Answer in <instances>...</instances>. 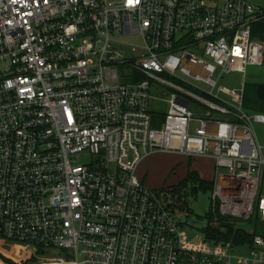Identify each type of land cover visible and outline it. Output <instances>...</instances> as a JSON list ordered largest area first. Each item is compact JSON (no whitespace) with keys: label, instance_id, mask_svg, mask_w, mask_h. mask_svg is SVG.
Returning <instances> with one entry per match:
<instances>
[{"label":"built area","instance_id":"built-area-1","mask_svg":"<svg viewBox=\"0 0 264 264\" xmlns=\"http://www.w3.org/2000/svg\"><path fill=\"white\" fill-rule=\"evenodd\" d=\"M261 23L247 0H0V240L57 254L41 264H264L260 236L184 247L187 212L138 175L159 151L213 157L214 210L264 221Z\"/></svg>","mask_w":264,"mask_h":264},{"label":"rangeland","instance_id":"rangeland-1","mask_svg":"<svg viewBox=\"0 0 264 264\" xmlns=\"http://www.w3.org/2000/svg\"><path fill=\"white\" fill-rule=\"evenodd\" d=\"M256 7L264 9V0H247ZM242 78V75L235 74L230 78V81L225 83L231 88L237 87ZM246 84H264V65L263 66H250L247 69ZM167 107H163L165 110ZM247 110V109H246ZM249 113H263L260 111L247 110ZM257 131L261 133V129L257 128ZM261 142H263V135L259 136ZM83 161H88V158H84ZM198 172L200 176L209 182L215 180V161L210 158H195L190 159L181 154L167 153V152H155L148 156L140 165L138 169V175L143 180L146 188L159 191L166 190L171 187L178 186L184 181L190 172ZM219 173H224L221 169ZM184 201H188L187 213L180 215L176 213L177 222L180 228L181 241L184 247L199 248L205 244H208L207 239L202 231L203 221L202 219L210 210L212 204L211 191H200L197 196L193 197L190 193L185 197ZM172 202V201H170ZM194 221V223H192ZM260 225H264V221L260 220ZM239 227H242L248 231L252 230V225L247 222H241ZM19 245L11 242L0 240V264H27V261L37 260L36 264L48 262L50 259L48 254L44 253V256L35 254L28 251L27 247H18ZM241 252H248L247 247L240 249ZM29 253V255L27 254ZM52 260L56 259L57 254L51 255ZM11 262V263H8ZM180 264H196L195 261H182Z\"/></svg>","mask_w":264,"mask_h":264},{"label":"trees","instance_id":"trees-1","mask_svg":"<svg viewBox=\"0 0 264 264\" xmlns=\"http://www.w3.org/2000/svg\"><path fill=\"white\" fill-rule=\"evenodd\" d=\"M254 36L264 43V23L254 26ZM245 108L252 111L264 112V84L247 85L245 93ZM214 182L204 180L198 172H190L188 177L178 186L166 189L171 195V209L178 211H189L188 201L185 197L190 193L193 197L197 196L200 191H213ZM216 208V207H215ZM261 218L255 215L248 224L252 225V230L248 231L239 224L242 221L236 218H226L219 215L217 208L214 210L212 202L210 210L202 219V231L210 242L232 243L236 247L253 248L254 239L260 236L264 239V225H260ZM11 263V262H8ZM27 264H36L37 260L27 261ZM12 264V263H11Z\"/></svg>","mask_w":264,"mask_h":264},{"label":"crops","instance_id":"crops-1","mask_svg":"<svg viewBox=\"0 0 264 264\" xmlns=\"http://www.w3.org/2000/svg\"><path fill=\"white\" fill-rule=\"evenodd\" d=\"M202 158H203V159H204V158L214 159L213 157H210V156H208V157H200V159H202ZM144 160H145V159H144ZM214 161H215V160H214ZM240 249H241V248H240ZM240 249L237 250V251H238V254H239V255H240V254H241V255L245 254V252H241ZM238 264H242V263H241V262H238Z\"/></svg>","mask_w":264,"mask_h":264},{"label":"water","instance_id":"water-1","mask_svg":"<svg viewBox=\"0 0 264 264\" xmlns=\"http://www.w3.org/2000/svg\"><path fill=\"white\" fill-rule=\"evenodd\" d=\"M192 223H194V221H192ZM204 226V225H203Z\"/></svg>","mask_w":264,"mask_h":264}]
</instances>
